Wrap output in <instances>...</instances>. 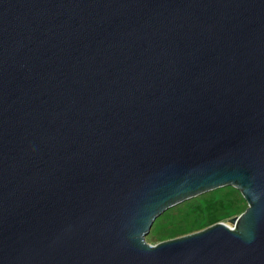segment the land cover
<instances>
[{"label":"water","instance_id":"obj_1","mask_svg":"<svg viewBox=\"0 0 264 264\" xmlns=\"http://www.w3.org/2000/svg\"><path fill=\"white\" fill-rule=\"evenodd\" d=\"M0 264H264V0H0Z\"/></svg>","mask_w":264,"mask_h":264},{"label":"rangeland","instance_id":"obj_2","mask_svg":"<svg viewBox=\"0 0 264 264\" xmlns=\"http://www.w3.org/2000/svg\"><path fill=\"white\" fill-rule=\"evenodd\" d=\"M247 207V202L235 188L207 192L168 209L155 221L146 240L157 245L218 223L234 227L232 220L240 217Z\"/></svg>","mask_w":264,"mask_h":264}]
</instances>
